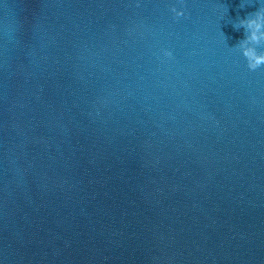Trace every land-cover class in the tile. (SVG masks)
<instances>
[{"label":"clouds","instance_id":"clouds-1","mask_svg":"<svg viewBox=\"0 0 264 264\" xmlns=\"http://www.w3.org/2000/svg\"><path fill=\"white\" fill-rule=\"evenodd\" d=\"M244 7V3H241ZM177 17L184 16L183 10H178L175 7L171 9ZM233 27L236 30L243 28L244 39L240 40L235 46L240 50L243 57L246 59L247 67L250 71L264 67V53L258 52V48L264 42V3L254 13L249 14L246 18L238 19ZM166 57H171L172 52L165 51Z\"/></svg>","mask_w":264,"mask_h":264}]
</instances>
